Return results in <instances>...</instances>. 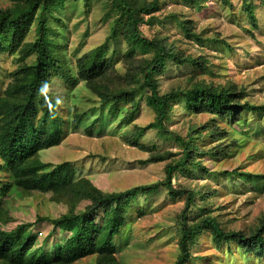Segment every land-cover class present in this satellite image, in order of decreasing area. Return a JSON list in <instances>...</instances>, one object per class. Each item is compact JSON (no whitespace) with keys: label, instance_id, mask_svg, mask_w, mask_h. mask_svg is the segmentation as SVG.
<instances>
[{"label":"rangeland","instance_id":"374dc122","mask_svg":"<svg viewBox=\"0 0 264 264\" xmlns=\"http://www.w3.org/2000/svg\"><path fill=\"white\" fill-rule=\"evenodd\" d=\"M137 1L148 4L152 0ZM227 1L204 0L194 6L185 0H158L156 11L143 14L141 35L166 41L175 53L166 57L163 68L154 74L159 93L204 84L240 94L238 103H264V0ZM16 2L0 0V11ZM127 19L113 0H66L64 6L53 7L49 15L53 40L74 76L76 60L103 45L106 55L114 59L101 82L110 96L122 89L141 92L134 101L116 103L113 97L102 99L84 80L72 86L56 76L45 89L58 101V112L68 123L67 134L60 144L40 150L38 158L50 164L68 161L79 177L88 178L104 192H115L164 180L166 166L183 154L177 138L188 140L192 134L201 135L199 150L209 152L195 160L205 168L196 170L189 164L177 169L172 178L175 188L197 190L195 205L186 207V195H172L163 186L149 195H139L128 209L121 234L115 238L116 255L122 264H176L182 218L194 221L203 212L202 207L212 210L226 230L250 233L264 219V115L242 109L233 121L209 112L195 113L180 98L171 102L163 129L146 127L155 122L156 112L139 89L143 83L141 66L152 60L155 48L134 45ZM35 36L34 25L25 41ZM34 57V53L20 49L0 50V96L9 88L15 72L23 64L32 63ZM79 115L75 128L72 122ZM144 127L140 141L153 144L154 150L132 145L126 139ZM210 149L218 154L213 155ZM157 151L175 155L160 162H145ZM232 170L258 177L246 180L224 173ZM2 176L8 179L4 172H0ZM204 195L206 200L202 199ZM0 205L8 215L0 225L7 230L33 222L38 215L58 217L68 210L65 203L54 201L51 193H23L15 187L0 196ZM33 230L39 245L46 239L47 248L53 239L65 235L62 231L52 234L47 222L35 225ZM190 252L187 264H264V255L245 254L234 241L219 243L209 231L198 236ZM74 264H95L94 257Z\"/></svg>","mask_w":264,"mask_h":264},{"label":"trees","instance_id":"16d2710c","mask_svg":"<svg viewBox=\"0 0 264 264\" xmlns=\"http://www.w3.org/2000/svg\"><path fill=\"white\" fill-rule=\"evenodd\" d=\"M15 6L0 11V50L20 49L23 53H34V61L23 64L15 72V78L9 88L0 96V196L7 195L15 187L23 193L42 191L52 194L56 202L65 203L67 212L58 217L38 215L33 222H23L14 229L7 230L0 225V262L5 264H74L80 259L93 256L95 264H122L116 253L118 246L115 238L121 234L130 205L139 195H149L166 187L170 194L187 196L186 207L195 205L197 190L178 189L172 184L174 172L192 164L195 169L205 167L195 159L206 152L199 150L201 135H190L188 140L177 139L182 145V157L166 166V177L149 184H140L122 191L104 192L88 178L79 177L72 163L66 161L50 164L38 158L39 151L56 146L67 134L68 123L58 112V101L45 86L56 76L61 77L72 86L79 80L86 84L102 99L113 97L115 102L134 101L141 92L138 89H122L109 93L102 85L112 69L114 59L107 49L100 45L85 53L76 60L77 74L61 53H58L54 42V30L49 22L54 6H64L66 0H16ZM123 14L127 15L129 39L134 45H146L155 48L152 60L141 66L143 71L142 89L146 94L148 106L156 112V120L146 127H165L164 120L175 99L183 98L189 109L195 113L209 112L220 118L235 121L238 113L244 110L258 111L264 115V103H238L240 94L230 89L216 88L212 85L198 84L192 89H174L159 93L154 74L163 68L166 57L175 56L173 48L162 39H147L141 35L139 25L143 14H151L158 9V0L141 4L137 0H113ZM199 6L204 0H185ZM228 2L227 0H224ZM247 10L253 17L249 5ZM36 27L35 38L27 42V35ZM187 32H189L187 30ZM189 36L200 39L199 35ZM133 44V43H132ZM178 59V57H176ZM181 60V59H180ZM185 61L194 64L192 59ZM42 89H44L42 91ZM72 122L78 128V121ZM146 128L135 130L126 136L129 143L143 149L154 150L153 144L140 141L141 132ZM90 133V130H89ZM196 133V132H195ZM199 133V132H197ZM222 148L219 152H222ZM213 155L218 153L211 151ZM195 153V155H193ZM175 155L173 152H154L145 162H160ZM226 174H237L246 180H254L257 174L224 171ZM257 175V176H254ZM209 193V192H208ZM203 195V194H202ZM206 200V195L202 197ZM197 218L188 222L182 218L178 245L180 253L176 264H187L191 258V247L204 231H209L212 238L221 242H236L245 254L264 255V219L250 233L226 230L212 210L206 206ZM8 215L0 205V221H6ZM51 224L52 234L62 231V239L55 238L49 248L45 240L39 245L38 236L33 227L40 223Z\"/></svg>","mask_w":264,"mask_h":264},{"label":"clouds","instance_id":"9594fccd","mask_svg":"<svg viewBox=\"0 0 264 264\" xmlns=\"http://www.w3.org/2000/svg\"><path fill=\"white\" fill-rule=\"evenodd\" d=\"M44 89H42V91H43Z\"/></svg>","mask_w":264,"mask_h":264}]
</instances>
